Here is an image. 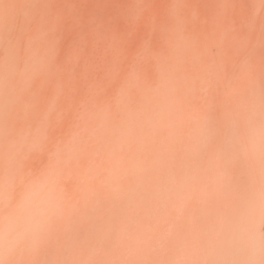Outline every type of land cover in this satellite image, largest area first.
Listing matches in <instances>:
<instances>
[{
    "label": "clouds",
    "instance_id": "clouds-1",
    "mask_svg": "<svg viewBox=\"0 0 264 264\" xmlns=\"http://www.w3.org/2000/svg\"><path fill=\"white\" fill-rule=\"evenodd\" d=\"M41 2L0 0V264H57L41 257L69 225L82 227L88 244L67 264H264V64L255 55L264 47V0H225L219 46L237 45L238 76L213 106L197 84L215 92L212 72L190 79L180 70L197 41L191 9L170 0L168 50L155 76L140 66L151 55L142 47L113 95L85 101L78 123L55 141L52 106L37 113L34 102L55 60L34 34ZM113 104L121 136L147 130L170 163L153 170L120 140L84 183L73 171L83 133L101 118L115 121ZM40 154L46 162L34 169Z\"/></svg>",
    "mask_w": 264,
    "mask_h": 264
},
{
    "label": "bare ground",
    "instance_id": "bare-ground-1",
    "mask_svg": "<svg viewBox=\"0 0 264 264\" xmlns=\"http://www.w3.org/2000/svg\"><path fill=\"white\" fill-rule=\"evenodd\" d=\"M203 1L204 4L200 1L194 5L191 0H184V3L191 9L188 27L195 36L197 44L193 53L182 62L180 70L190 79H194L207 71L212 72V84H214L215 92H213L212 85L197 81L198 86L201 88L200 95L204 96L209 101V106L211 107L214 104L216 93L223 94L227 90L226 86L228 82L234 80V78L238 76V73L232 66V61L237 51V45L225 41L222 46H219L220 30L226 28L229 23L224 15L225 0H210V3L209 0ZM169 4L170 0L163 8L162 14L153 19L154 33L148 38V43L146 42L145 46L141 44V46L147 48L151 54L146 61H140V66L144 68L150 78L154 77L156 74L159 58L166 54L168 50L167 30L170 26V21L167 10ZM240 35H242V33H240ZM39 41L44 44L43 38L39 39ZM61 55L66 57L65 54ZM255 55L257 61L264 64V47H257ZM137 56L138 52L136 51L128 57L122 58L119 62L110 64L109 67L103 66L109 69V71L115 72L112 73L110 80L105 79L104 84H100L101 82L98 78H95V72L88 74L84 71H82L83 76L81 78L73 76L71 82L66 81L64 67L61 62L63 57L60 55L56 56L51 71L46 77L37 82L34 97L36 105L35 111L37 113H39V110L43 107L52 106L49 116L51 122V127L49 129L50 137L54 141L62 139L69 129L74 124L78 123L76 116L78 113L84 112L83 104L85 101L111 97L114 88L123 82L133 71L134 67L137 66ZM221 65L222 68L220 67ZM209 66L212 67L209 68ZM55 80H57L58 83L57 87H55L53 83ZM130 84L133 91L138 87L135 81H130ZM112 111L117 117L115 121L111 119L105 121L101 118L95 129L86 130L83 133L84 143L81 145L73 171L74 174H80L84 183L87 182L88 175L92 172L97 163L102 159L106 160L110 153L117 154V145L120 140H127L137 156L147 158V160L151 161L153 170L170 163L165 157L157 156L154 151L151 134L147 130L138 132L131 137H122L118 119L120 112L115 104L112 105ZM46 159V154L37 155L30 161V166L34 169H38L46 162ZM112 162L113 164L116 163L115 155H113ZM83 221L87 223L86 219ZM71 230L69 229V231ZM80 234L81 231L77 230L76 236L78 239L75 243V253L70 257V261H75L79 258L78 251L82 248L79 239ZM58 237L59 235L54 236L50 240L51 243L49 242L50 245L52 244L54 246L53 251H55L56 243L52 240ZM53 251L51 254L52 257ZM66 255L65 257H67ZM64 260L65 263L67 260Z\"/></svg>",
    "mask_w": 264,
    "mask_h": 264
},
{
    "label": "rangeland",
    "instance_id": "rangeland-1",
    "mask_svg": "<svg viewBox=\"0 0 264 264\" xmlns=\"http://www.w3.org/2000/svg\"><path fill=\"white\" fill-rule=\"evenodd\" d=\"M168 1L42 0L37 6L41 14L35 22L38 30L34 34L38 39L43 38L44 45L55 57H63L61 62L66 81L71 82L73 76L81 78L84 71L88 74L95 72V78L104 84L105 79L110 80L115 72L103 66L109 67L136 51L139 53L141 44L145 46L154 33L153 19L162 14ZM191 1L194 5L200 1L204 4L203 0ZM53 83L57 87V80ZM72 228L69 226L67 232L53 239L55 251L50 242L45 257L41 258L67 264L75 253L77 230L81 231L79 239L82 248L86 247V231L82 227ZM52 251L54 258L51 256ZM62 259L67 261L64 263Z\"/></svg>",
    "mask_w": 264,
    "mask_h": 264
}]
</instances>
